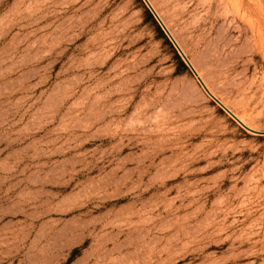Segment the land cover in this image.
I'll list each match as a JSON object with an SVG mask.
<instances>
[{
  "label": "rangeland",
  "instance_id": "obj_1",
  "mask_svg": "<svg viewBox=\"0 0 264 264\" xmlns=\"http://www.w3.org/2000/svg\"><path fill=\"white\" fill-rule=\"evenodd\" d=\"M147 1L0 0V264H264V0Z\"/></svg>",
  "mask_w": 264,
  "mask_h": 264
},
{
  "label": "water",
  "instance_id": "obj_2",
  "mask_svg": "<svg viewBox=\"0 0 264 264\" xmlns=\"http://www.w3.org/2000/svg\"><path fill=\"white\" fill-rule=\"evenodd\" d=\"M145 4L147 5V7L149 8V10L151 11V13L153 14V16L155 17L156 21L160 24V26L165 30V32L167 33L165 26L162 24V22L160 21V19L158 18V16L156 15V13L154 12V10L152 9V7L148 4V2L146 0H144ZM168 34V33H167ZM176 46V44H174ZM177 47V46H176ZM179 53L181 54L182 57H184L183 53L181 52V50L179 48H177ZM210 97L222 108L224 109L233 119H235L240 125H242L243 127H245L243 124H241V122H239L237 120V118L234 116V114L228 110L218 99H216L214 96L210 95ZM246 128V127H245ZM252 132L255 133H259L257 131H254L252 129L246 128Z\"/></svg>",
  "mask_w": 264,
  "mask_h": 264
},
{
  "label": "bare ground",
  "instance_id": "obj_3",
  "mask_svg": "<svg viewBox=\"0 0 264 264\" xmlns=\"http://www.w3.org/2000/svg\"><path fill=\"white\" fill-rule=\"evenodd\" d=\"M147 1V0H146ZM148 2V1H147ZM148 4H149V2H148ZM150 5V4H149ZM151 6V5H150ZM153 9V8H152ZM155 10V9H154ZM155 12V11H154ZM157 15V14H156ZM159 18V17H158ZM161 21V20H160ZM163 24V23H162ZM166 29V28H165ZM167 31V30H166ZM167 33H168V31H167ZM169 34V33H168ZM189 65H191V64H189ZM190 68H191V70L193 71V69H192V67L190 66ZM194 72V71H193ZM199 77V76H198ZM203 81V80H202ZM201 81V82H202ZM204 82V81H203ZM202 87H203V89L205 90V92L210 96V95H212V93L210 92V90H208L207 88H206V85H202ZM213 96V95H212ZM222 103V102H221ZM239 122H243V121H240L239 119H237ZM242 124V123H241Z\"/></svg>",
  "mask_w": 264,
  "mask_h": 264
}]
</instances>
